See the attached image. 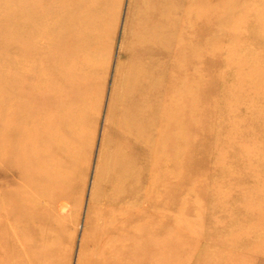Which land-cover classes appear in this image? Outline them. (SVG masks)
<instances>
[{"label":"rangeland","instance_id":"374dc122","mask_svg":"<svg viewBox=\"0 0 264 264\" xmlns=\"http://www.w3.org/2000/svg\"><path fill=\"white\" fill-rule=\"evenodd\" d=\"M21 1L25 0H12ZM189 1L192 3L185 0L182 7L183 0H95V8L102 4L103 19L89 60V101L76 146L63 154L54 150L25 154L23 163L28 165L14 171H4L7 162L0 156V182H11L16 177L20 181L14 182L13 188L0 184V264H117L120 254L116 250L128 249L132 253L137 248L159 249L162 264H264V102L252 96L253 105L237 106L251 94L253 81L244 70L238 68L232 78V70L224 69L226 64L238 67L240 59L224 58L233 42L231 24L226 28L223 25L226 17L246 8L252 34L254 15L264 14V0H225L218 4L217 0H209L215 8L202 9L200 18L192 7L186 8ZM249 3L251 8L244 7ZM178 5L182 10L171 13ZM223 7L229 8L227 14L221 12ZM160 11L164 14L158 18ZM190 16L197 21L189 26L190 43L181 49L184 55L179 58L187 67L195 60L202 64V90L195 117L201 129L196 142L184 143V183L179 189L172 187L174 194L170 195V205L176 211L174 218L151 217L145 212L149 204L143 197L150 191L144 185L151 181L157 166H164L170 174L177 159L174 155L166 160L148 151H129L132 140L128 126H132L134 136H139L143 128H157L162 123L158 105H153V111L140 112L148 102L143 93L147 85L169 71L166 68L177 65V43L182 40ZM23 19H28L26 12ZM171 20H175L176 28L175 36L165 44L168 45L161 47L157 37L155 44L151 43L150 34L168 32ZM257 37L237 47L233 45L235 52L253 54L263 48L264 42ZM8 42L18 44L16 39ZM216 42L217 53L206 61L203 45ZM190 46L201 50L199 57L192 59ZM17 58L15 50L3 58L7 68L0 76V113L6 96L2 78L11 79ZM158 58L162 59L163 74L152 70ZM145 77L150 81L144 82ZM164 80L167 82L166 77ZM231 82L234 90L229 89V93L225 86ZM21 86L14 82L13 93ZM190 86L188 79L184 87ZM148 92L153 99L161 94L155 87ZM227 98L235 100L234 109L226 106ZM239 111V117L231 115ZM149 112L154 113L152 123L144 117ZM6 131L0 124V141ZM64 131L67 133V128ZM49 137L45 134L40 139L55 146L54 138ZM161 145L162 151L173 154L174 144ZM21 181L22 186L17 184ZM117 184L123 187L122 192L115 191ZM36 188H47L52 193L44 196ZM124 264H134L133 257Z\"/></svg>","mask_w":264,"mask_h":264},{"label":"bare ground","instance_id":"6f19581e","mask_svg":"<svg viewBox=\"0 0 264 264\" xmlns=\"http://www.w3.org/2000/svg\"><path fill=\"white\" fill-rule=\"evenodd\" d=\"M191 1V4L190 1L187 2L186 8L192 7L191 9L192 11L194 9L197 18L203 15V11L206 8H212V6L215 8V5L210 4L209 0ZM218 1L223 2L225 0H217V4ZM94 4L95 0H25L15 3L12 0H0L1 77H3V72L7 68V64L3 58H7L9 51L11 53L14 50L18 52L17 66L14 69L12 67L14 71L16 70L15 73L13 72V76H11L12 80H9L8 77L7 79L6 77L2 78L4 80L3 86L5 85L6 96L2 100L0 124L7 128V133L5 132L3 136L4 139L0 141V156L2 155V158L7 162V167L4 168V171L6 169L7 171L10 169L14 171V169H22L27 166V163H23L25 154L32 156L39 151L43 152L47 150H54L59 154H63L71 152L72 147L76 146V141L83 131L84 111L89 101L87 93L88 77L91 68L89 60L91 53H93V43L96 42V37H99V25L103 19L102 4L98 8H95ZM181 5L182 7L186 5L185 0H183ZM251 5L249 3L244 7L250 6L249 8H251ZM28 6L32 7L25 9ZM182 7L178 5V7L172 9L170 12L181 11ZM226 10H229V8L223 7L221 12L227 14L228 11ZM245 10L238 14H234L233 12L223 22L225 28L228 24L229 26L231 24L232 31L230 36L234 47L246 41L248 42L250 39L254 40L255 38L250 37L255 35L256 37L258 36L259 40L264 42V14L259 12L254 15L256 19L251 23L254 26L253 30L251 29L252 34H250L248 30V23L250 21L247 20L246 16L249 11ZM25 12L28 14L26 21L23 19V13L25 14ZM163 14L164 11H160L157 15L158 18H161ZM194 21L197 20H194L191 16L186 19L185 32L181 37L182 40L177 43L179 47V53L176 56L179 59L177 65L170 69L166 68L169 70V73L170 70L173 73L171 71L172 74L166 72L164 76H158V81L156 80L155 82H151L149 86L147 85L143 93L144 98L148 96L147 103L149 104L144 102L145 106H142L140 112L143 114L144 112L147 113L148 110L153 111V105L154 107L158 105V108H160L159 118L162 125L160 124L157 128L145 127L141 130L139 136H134L132 126L130 124L128 126V135L132 140L131 144L127 147L129 151H133L134 153L148 151L150 155H155L158 158L165 157L166 160L172 158L174 155V159H177V162L174 163L173 168L170 170V174L166 173L164 166H157L155 167L156 170L153 171L151 181L144 185L150 191L143 197V200L145 199L147 204H149V209L145 212L151 217L174 218L172 216L176 211L170 205V195L174 194L172 187L179 189L184 183L181 178V175L186 173L183 167H181L183 165L182 157L185 156L184 154H186L187 150V146L184 143L190 140L196 142V135L201 129L195 117L199 112L197 98L202 90L199 82L202 77V73L200 72L203 70L202 64L200 61L195 60L187 67L184 64L182 65L181 58H179L184 55V52H181L185 50L183 49L184 45L189 46L190 42H188V39L190 38L187 35ZM175 28V20H171L169 31L160 32L158 36H151L150 34L149 37L152 41L150 42L153 43L155 37H157L156 40H158L159 45L166 47L168 44H165L169 40L171 41V36H175ZM254 31L256 32L255 34H253ZM15 39L18 40V44L14 43L12 45L11 42H8ZM233 45L226 50L224 58L229 61L235 58L240 59L239 62L236 61L238 67H229L226 64L224 69L228 70L230 68L232 70L234 73L232 78L237 75L238 68L239 71H246L249 73L248 76L251 78V81H253L252 84L250 81V84L255 87L252 86L253 90L249 94V97H247L248 100L244 98L245 100L243 102L242 100L239 101L237 106L253 105L255 101L252 99V96L257 101L264 102V88H262L264 84V76L262 75L264 73V59L262 61L264 47L253 54L252 52H245L239 55L235 52ZM203 48H205L203 52H206V61H210L214 52L215 54L217 53L219 47L216 42L213 45L205 44ZM188 52L190 55H193L191 56L193 59L200 56L201 50L190 46ZM147 57L145 56V58ZM249 58L253 59L250 60ZM248 61L254 62L249 65ZM154 64L153 72H164L162 59H156ZM206 64L209 65L208 62ZM165 77L167 82L164 80ZM188 79L191 81V86L186 88L184 84L187 83ZM145 81L146 83L150 81V77H145ZM14 82L21 83L22 85L18 92L14 91L15 93L11 89L14 86ZM229 84L230 86L227 87L226 85L225 89H227L226 92L231 93L230 90H234V83L231 82ZM231 86L233 89L230 88ZM153 87L156 88L158 93L161 91V94L156 99L149 97L148 91ZM236 89H238V86L235 84ZM225 100L229 102L226 103V106L234 109L235 100L228 98ZM240 114L241 111L238 114L231 113L232 116L238 117ZM144 117L148 118L147 123H152L151 119H153L154 113L149 112ZM56 123L57 125H55ZM151 127H153V124ZM65 128H67V133L64 131ZM45 134H48L49 138H54L55 146L50 144L49 141L40 139ZM262 135L264 138L263 131ZM139 140H142L141 144H138ZM68 141L73 142H70L68 145ZM163 142L174 144L175 150L173 154H170L168 150L165 152L161 150ZM180 142L183 145H180ZM194 145L195 143L192 142V150L195 149ZM220 163H226V160H221ZM29 165L32 166L33 164L29 162ZM155 165H158L157 161H155ZM167 174L170 177H166L165 175ZM16 181L20 182L18 177L11 182H0V184H3L4 187L13 188ZM17 184L22 186V181ZM122 184L123 182L121 186ZM50 186L53 187V185ZM122 189L119 184L115 186L116 192L117 190L118 192H122ZM35 191L42 192L44 196L49 195V192L52 193L47 188L40 191L36 188ZM127 197H130V193ZM19 199L23 200L24 198L22 196ZM5 202L8 203V200H5ZM19 211L14 212V215L16 216ZM143 222L146 223V221ZM163 239V237L160 238V240L164 241ZM116 253L120 254H116L119 256L115 261L117 264H124L131 257H133L134 264H162L164 261L159 249L147 250L137 248L132 253L128 249H118Z\"/></svg>","mask_w":264,"mask_h":264}]
</instances>
